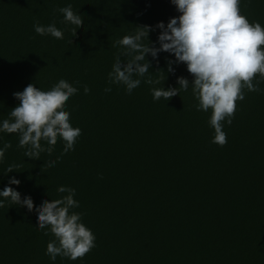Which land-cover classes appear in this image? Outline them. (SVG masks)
Returning <instances> with one entry per match:
<instances>
[{
	"label": "trees",
	"instance_id": "1",
	"mask_svg": "<svg viewBox=\"0 0 264 264\" xmlns=\"http://www.w3.org/2000/svg\"><path fill=\"white\" fill-rule=\"evenodd\" d=\"M69 5L82 20L75 35L59 12ZM239 8L264 27V0H240ZM179 15L170 0H0V122L19 104L14 93L29 84L47 91L63 78L79 89L65 110L82 132L73 151L64 153L58 137L39 160L25 157L17 134L0 133V147L11 144L0 190L14 176L21 183L10 186L34 204L0 207V264H52L45 252L54 237L37 230L35 205L67 195L59 186L76 190L72 211L96 239L82 259L57 256L55 264H264V81L259 92L243 89L222 147L211 142V109L196 110L191 86L153 100V87L192 81L183 63L167 71L169 53L158 64L146 56L152 67L131 94L108 81L118 40L151 26L156 42L158 22ZM36 23H55L63 39L36 34ZM149 77L160 83L146 84Z\"/></svg>",
	"mask_w": 264,
	"mask_h": 264
},
{
	"label": "clouds",
	"instance_id": "2",
	"mask_svg": "<svg viewBox=\"0 0 264 264\" xmlns=\"http://www.w3.org/2000/svg\"><path fill=\"white\" fill-rule=\"evenodd\" d=\"M180 15L171 18L167 24L158 22L159 29L156 42L149 41L151 26L138 27L132 35H126L116 42L122 51L115 57L112 70L108 73L110 84L123 85L127 93L140 86L141 78L149 73L152 64L146 59L150 55L159 63L161 52L174 56L167 61V71L174 73L173 64L183 63L192 76L191 83L185 77H177L176 87L151 88L154 101L161 98L169 101L179 94V90L188 91L198 103L196 110L207 113L211 109L208 120L214 130L212 143L224 146L227 134L223 131L225 123L231 125L236 111L237 100L245 98L243 89L249 92L261 91L259 84L264 81V27L259 22L250 23L240 13V0H170ZM64 21L82 25L80 15L74 13L71 6L59 9ZM34 31L40 36H51L63 39V32L55 23L47 26L36 23ZM147 40L146 45L144 41ZM159 45L157 47L156 45ZM121 56L126 57L125 61ZM146 61V62H145ZM158 72V71H157ZM259 74V79H253ZM144 82L149 85L159 84V80L150 77ZM79 89L63 78L59 79L47 90L29 84L21 92L14 93L19 104L10 112L9 119L0 122V133L17 134L18 146L25 149V157L39 160L41 152L53 150L59 137L64 142V153L74 150L81 129L70 123V112L65 110L66 102L76 95ZM84 87V93H89ZM106 88L105 92H110ZM45 142V148L41 142ZM11 144L0 147V162H3L5 152ZM56 161L49 160V166H55ZM15 171L14 166H8L5 175ZM21 181L12 176L8 184L0 190V207L5 201L23 206L28 211L34 208L30 196L21 198L20 192L10 185H20ZM58 193H67L60 199H41L35 205L37 230H45V236L51 234L52 239L45 254L55 264L57 256L75 261L82 259L95 247V235L82 222L80 213L72 211L78 208L75 200L76 190L71 187L59 186Z\"/></svg>",
	"mask_w": 264,
	"mask_h": 264
}]
</instances>
